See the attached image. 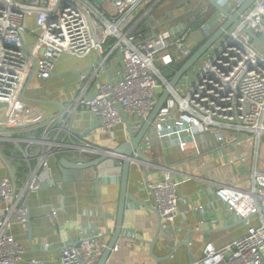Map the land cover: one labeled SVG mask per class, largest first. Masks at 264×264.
I'll list each match as a JSON object with an SVG mask.
<instances>
[{"label": "built area", "instance_id": "1", "mask_svg": "<svg viewBox=\"0 0 264 264\" xmlns=\"http://www.w3.org/2000/svg\"><path fill=\"white\" fill-rule=\"evenodd\" d=\"M157 1L0 0V104L11 108L16 103L33 62V74L47 80L62 55L81 58L97 51L103 56L79 74L78 83L84 85L64 87L70 93L67 115L47 118L41 138H28L25 147L20 148L28 167L27 178L20 185L12 174L0 178V264H44L35 258H23V248L10 234V228L14 223L26 226V195L44 186L49 156L67 151L74 153L78 161L87 162L92 155H113L112 150L94 146L69 132V142L51 139L50 131L61 130L71 112L84 105L106 131L121 126L127 140L123 115L134 131L139 130L165 88L169 96L149 130L157 138L175 140L181 150L196 134L209 133L217 141L249 134L254 142L250 167H246L243 157L238 159L248 171L249 186L220 184L214 190L231 218L247 225L246 232L221 247L205 244L199 257L188 264H264V169L257 168L258 144L264 135V52L258 51L255 40L243 31H251L264 50V0H256L173 88H169L160 66L190 55V33L185 24L176 23L154 32V37L144 35L138 25L150 23L151 8ZM216 1L233 12L243 0ZM223 20L214 11L199 30L206 34ZM21 31L30 53L22 49ZM114 57L121 70L114 65V74H110L107 61ZM91 89L94 91L90 94ZM49 125L53 129L48 130ZM0 135L8 137L1 131ZM30 143L37 144L35 150L29 149ZM122 158L119 155L118 163ZM33 159L35 164H31ZM178 183L166 171L161 179L145 185L164 229L172 227L177 215ZM55 215L52 209L50 216ZM251 216H257V225L249 224ZM104 247L92 238L77 245L66 244L60 250V264H90Z\"/></svg>", "mask_w": 264, "mask_h": 264}, {"label": "crops", "instance_id": "2", "mask_svg": "<svg viewBox=\"0 0 264 264\" xmlns=\"http://www.w3.org/2000/svg\"><path fill=\"white\" fill-rule=\"evenodd\" d=\"M152 32L151 28L146 34L151 35ZM203 35L206 34L199 30L192 31L188 38L189 47L197 45ZM256 48L264 52L257 42ZM113 59L107 61L110 74H114L112 68L115 66L121 70L117 58ZM96 61H99L97 51L81 58L62 55L49 79L39 80L32 75L25 96L62 102L68 108L70 93L64 87L84 85L83 82L78 83L79 74ZM73 71L80 73L77 75ZM104 74L107 78V72ZM92 89L90 94L94 91ZM78 108L66 118L61 130L50 131L51 139L66 143L74 135L110 150L126 139L121 126L106 131L86 106ZM60 114L61 108L55 103L30 102L21 96L11 108L0 104V131L8 136L5 139L0 135V178L12 174L18 185L27 178V170L23 177L17 175L18 160H23L20 148L25 147L28 138L40 139L46 127L43 121ZM38 129L42 132L36 137ZM50 129H53L52 125H49ZM67 132L72 135L69 137ZM148 136V144H142L148 161L147 181L140 167L133 164L127 191L138 202L126 201L123 236L116 241L118 248H112L105 264H188L191 259L199 257L205 244L221 247L243 235L247 225L231 218L214 190L220 184L249 186L248 171L238 159L243 157L246 167H250L253 138L249 134H241L232 141H217L209 133L196 134L195 139L189 140L181 150L175 140H161L152 130ZM36 147V143L29 145L31 150ZM59 157L76 160L75 154L67 151H57L48 157L47 184L26 195L29 223L25 227L14 223L10 228V234L23 248V258H35L44 264H60L62 247L84 239L92 238L106 247L110 240L106 232L112 233L115 228L120 178L116 167L104 161L84 171L65 170L62 173L58 167ZM97 157L89 156L88 161ZM32 162L37 161L33 159ZM24 163L27 165L26 161ZM257 168L264 169V135L258 144ZM166 171L172 180L179 182L178 211L172 227L168 229L161 227L160 218L145 191L148 182L161 179ZM52 209L56 210L54 217L50 216ZM248 222L257 225V216H251ZM98 258L91 260L90 264H96Z\"/></svg>", "mask_w": 264, "mask_h": 264}, {"label": "water", "instance_id": "3", "mask_svg": "<svg viewBox=\"0 0 264 264\" xmlns=\"http://www.w3.org/2000/svg\"><path fill=\"white\" fill-rule=\"evenodd\" d=\"M205 1L208 5H210L216 12L221 14L224 17L223 22L216 28L213 32H206V40L197 47L190 55L186 58V60L181 64V66L176 69L173 72L172 77L170 78L168 82L169 88H173L176 83L180 80V78L189 70L191 69L194 64H196L202 56L207 52V50L213 46L216 41L223 35V33L233 24L238 23L239 17L256 1V0H243L234 10L233 12L228 11L226 8H224L221 4H219L216 0H202ZM32 11H37L35 9H31ZM25 23L23 24V27H25ZM243 31L248 34L253 40H255L258 44L261 45L260 40L247 28H243ZM21 36L23 39V47L22 49L30 53V48L28 46L25 34L23 31H21ZM155 33L153 32L151 34V37H154ZM103 56L98 53V60H102ZM33 69H34V62L32 63V71L30 72L26 83L23 86L21 97L25 100H28L30 102L35 103H55L61 108V114L60 118H64L67 115V108L62 102H56V101H44L37 98H29L25 96V90L28 87L29 81L33 75ZM72 71V70H71ZM75 74H79V71H73ZM60 74V73H59ZM108 74V73H107ZM54 75V74H53ZM56 75V74H55ZM109 77V76H108ZM169 96V89L165 88L159 98L157 99L154 107L152 110L148 113L146 119L143 121L141 127L139 130L134 131L133 128L130 126L126 115H123V122L126 127V131L128 133V139L123 140L120 142L113 150L112 156H99L98 158L87 161V162H80L77 159L75 161H69L68 159L64 157H59L58 159V167L60 171L63 173L65 170H74V171H84L88 168H93L94 166L107 161L108 163L113 164L116 167V174L119 175V193L117 198V209H116V217H115V228L112 233L106 232V234L110 235V240L106 247L102 249V252L96 262V264H105L112 248L115 246L116 241L118 238L122 237V224H123V216L124 211L126 209V201H132V202H138L134 197L131 196V194L128 193V180H129V172L130 167L134 164L138 168L140 167V170L143 174V177L145 181H147V165L148 161L146 156L144 155L142 151V144L146 143L148 144V134L151 127V124L158 113L159 109L164 105L166 98ZM123 156L121 162L118 163L116 160L118 157ZM116 156V157H115ZM111 161V162H110ZM94 175L96 176V171H94ZM52 180V184H53ZM97 183V182H96ZM47 184V183H45ZM43 187V186H42ZM27 192H25V195ZM155 210V209H153ZM155 212H157L155 210ZM158 214V213H157ZM241 222V221H237ZM29 223V214H28V221ZM78 242H74L73 245H77ZM184 243V242H182Z\"/></svg>", "mask_w": 264, "mask_h": 264}, {"label": "trees", "instance_id": "4", "mask_svg": "<svg viewBox=\"0 0 264 264\" xmlns=\"http://www.w3.org/2000/svg\"><path fill=\"white\" fill-rule=\"evenodd\" d=\"M172 0H158L151 8V17L149 25H146L144 22H140L138 27L141 29L140 31L147 35L146 32L149 31V29H153V32H159L165 29H168L172 25L176 23H183L186 25V27L189 28V33L192 31L199 30V27L202 23H204L206 20H208L211 17V14L215 11L210 5H207L208 10L203 13L200 10L195 11L193 17H185L184 19H181V14L175 13V15L171 14L172 9L170 7V3ZM171 8V9H170ZM176 22V23H174ZM219 25L214 26L210 32H213L216 30V28ZM200 31V30H199ZM207 36L203 35L202 39L190 49V53H192L197 47H199L205 40ZM112 39L110 38L108 42H111ZM187 58V57H186ZM186 58H182L180 60H176L174 62H171L169 65H162L160 66V72L161 74L168 80L173 75V72L178 69L181 64L186 60ZM42 132V129H38L35 136L38 137L39 134ZM19 164L17 166V175L22 176L25 175L26 170H28L27 165H25L24 161L18 160ZM35 163V162H34ZM32 162V164H34Z\"/></svg>", "mask_w": 264, "mask_h": 264}, {"label": "rangeland", "instance_id": "5", "mask_svg": "<svg viewBox=\"0 0 264 264\" xmlns=\"http://www.w3.org/2000/svg\"><path fill=\"white\" fill-rule=\"evenodd\" d=\"M230 2H231V0H230ZM232 2H233V0H232ZM207 5L208 4L202 0H172L170 3V7L171 8L175 7V8L172 9L173 11L171 14L175 15V13L178 12L179 14H181V19H184L185 17H188V16L193 17L195 14L194 13L195 11L200 10L201 12L205 13L208 10ZM174 23H176V22H174ZM197 42H198V40H197ZM112 171H114V170H112Z\"/></svg>", "mask_w": 264, "mask_h": 264}]
</instances>
